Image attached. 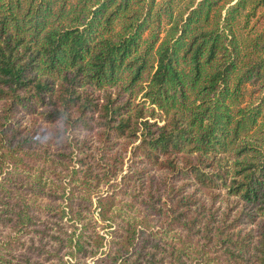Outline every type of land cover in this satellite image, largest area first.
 Here are the masks:
<instances>
[{"label": "trees", "instance_id": "1", "mask_svg": "<svg viewBox=\"0 0 264 264\" xmlns=\"http://www.w3.org/2000/svg\"><path fill=\"white\" fill-rule=\"evenodd\" d=\"M88 257L264 264V0H0V264Z\"/></svg>", "mask_w": 264, "mask_h": 264}, {"label": "rangeland", "instance_id": "2", "mask_svg": "<svg viewBox=\"0 0 264 264\" xmlns=\"http://www.w3.org/2000/svg\"><path fill=\"white\" fill-rule=\"evenodd\" d=\"M130 157V152L128 151V153H127V155H126V157H125V160H124V171H122V173L123 172H125L126 171V168H127V165H128V163H129V161H128V158ZM109 189V188H108ZM118 196V195H117ZM92 202H93V207H92V216H93V218L94 219H96V220H98L99 219V216H98V208L96 207V197H94V198H92ZM100 232L102 233V234H104V236L107 238V237H109V235L107 234V231L105 230V229H102V228H100ZM104 248H106V246H104ZM64 259L68 262L69 260H70V256H68V255H65V257H64ZM86 260V263L87 264H94V258L93 257H88L87 259H85Z\"/></svg>", "mask_w": 264, "mask_h": 264}]
</instances>
